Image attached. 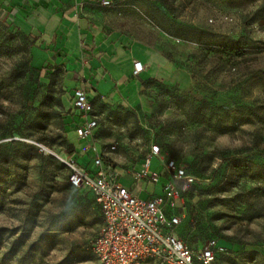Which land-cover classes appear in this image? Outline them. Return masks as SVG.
Returning <instances> with one entry per match:
<instances>
[{
	"label": "rangeland",
	"instance_id": "rangeland-1",
	"mask_svg": "<svg viewBox=\"0 0 264 264\" xmlns=\"http://www.w3.org/2000/svg\"><path fill=\"white\" fill-rule=\"evenodd\" d=\"M107 9L111 27L164 51L189 79L152 89L147 112L106 108L99 137L137 158L153 141L186 165L194 179L175 212L189 248L220 238L227 248L213 264H264V0H120ZM30 48L0 15V264H96L99 208L42 149L69 156L66 97Z\"/></svg>",
	"mask_w": 264,
	"mask_h": 264
},
{
	"label": "crops",
	"instance_id": "crops-1",
	"mask_svg": "<svg viewBox=\"0 0 264 264\" xmlns=\"http://www.w3.org/2000/svg\"><path fill=\"white\" fill-rule=\"evenodd\" d=\"M101 1L0 0V15L30 40L33 65L64 92L62 127L68 155L87 169L92 168L93 155L111 143L99 137L98 124L91 138L76 135L75 126L82 119L72 107L73 88L85 90L92 115L98 118L106 108L147 112L152 89L162 85L183 88L189 79L186 70L174 67L164 51L106 22L107 8L120 0H108L110 5ZM136 60L145 65L138 73L133 72ZM83 146L87 148L82 150ZM116 149L107 156L118 182L136 190L141 198L158 194L166 181L161 161L152 157L150 163V169L160 174L158 181L144 179L137 189L133 172L140 170L144 156L137 158Z\"/></svg>",
	"mask_w": 264,
	"mask_h": 264
},
{
	"label": "built area",
	"instance_id": "built-area-1",
	"mask_svg": "<svg viewBox=\"0 0 264 264\" xmlns=\"http://www.w3.org/2000/svg\"><path fill=\"white\" fill-rule=\"evenodd\" d=\"M101 4L110 5V1L102 0ZM144 67L138 60L133 62L134 73ZM72 107L82 119L75 126L76 135L81 139L91 138L97 121L81 86L72 90ZM86 148L83 146L82 150ZM115 149L116 143H111L96 152L91 159V169L79 165L70 156H58L67 168L70 186L89 191L101 213L102 224L90 242L96 264H143L146 260L151 264H211L218 261L226 249L217 239L209 238L193 250L177 234L181 216L174 211L176 203L194 179L185 167L168 158L152 141L140 170L133 172L135 186L138 189L144 179L158 181L160 174L150 169L152 157L161 161L166 181L158 194L141 198L136 190L118 182L115 166L107 156Z\"/></svg>",
	"mask_w": 264,
	"mask_h": 264
},
{
	"label": "trees",
	"instance_id": "trees-1",
	"mask_svg": "<svg viewBox=\"0 0 264 264\" xmlns=\"http://www.w3.org/2000/svg\"><path fill=\"white\" fill-rule=\"evenodd\" d=\"M160 147V146H159ZM46 148V147H45ZM161 148V147H160ZM48 149V148H47ZM161 150H162V148H161ZM163 151V150H162ZM168 158H173V157H168ZM177 163H180L181 164V162H178V160H176L175 158H173ZM181 165H183L184 167H185V169H186V172L188 173V174H190L188 171H187V167H186V165H184V164H181ZM67 175H68V172H67ZM67 178V177H66ZM67 182H68V180H67ZM69 184V183H68ZM70 185V184H69ZM72 187V186H71ZM81 190H83V189H81ZM184 193H182L181 194V196L180 197H182V195H183ZM91 197H92V195H91ZM92 199H93V197H92ZM93 201H94V199H93ZM177 234H178V232H177ZM211 238H215V237H211ZM215 239H217V241L220 243V244H222L224 247H225V249L227 248V245H226V242L224 241V240H222V239H220V238H215ZM182 240V239H181ZM183 241V240H182ZM185 244V243H184ZM186 245V244H185ZM187 246V245H186ZM188 247V246H187ZM191 249V248H190ZM222 258V257H221ZM220 258V259H221ZM219 259V260H220ZM218 260V261H219ZM218 261H215V262H218ZM215 262H213V263H215ZM213 263H211V264H213Z\"/></svg>",
	"mask_w": 264,
	"mask_h": 264
},
{
	"label": "water",
	"instance_id": "water-1",
	"mask_svg": "<svg viewBox=\"0 0 264 264\" xmlns=\"http://www.w3.org/2000/svg\"><path fill=\"white\" fill-rule=\"evenodd\" d=\"M48 153H50V154H52V155H54V156H57L58 157V155H56L55 153H53L52 151H50L49 149H48Z\"/></svg>",
	"mask_w": 264,
	"mask_h": 264
},
{
	"label": "bare ground",
	"instance_id": "bare-ground-1",
	"mask_svg": "<svg viewBox=\"0 0 264 264\" xmlns=\"http://www.w3.org/2000/svg\"><path fill=\"white\" fill-rule=\"evenodd\" d=\"M42 149H44L46 152H48V149L47 148H42Z\"/></svg>",
	"mask_w": 264,
	"mask_h": 264
}]
</instances>
